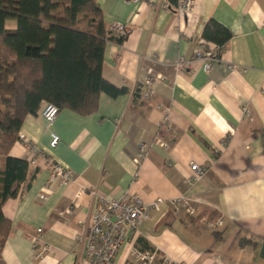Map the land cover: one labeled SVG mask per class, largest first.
Segmentation results:
<instances>
[{"label": "crops", "instance_id": "obj_1", "mask_svg": "<svg viewBox=\"0 0 264 264\" xmlns=\"http://www.w3.org/2000/svg\"><path fill=\"white\" fill-rule=\"evenodd\" d=\"M175 3L98 0L106 29L113 21L129 28L121 42L105 43L101 68L126 92H100L87 114L63 107L51 125L42 116L44 102L24 116L9 155L34 162L27 184L1 208L9 221L3 264H91L79 236L97 195L164 199L136 235L127 229L112 264H134V246L156 250L155 264H264V0H193L188 14ZM209 20L232 36L206 72L195 52L215 45L202 40ZM179 57L188 65L176 68ZM148 67L164 80L143 99ZM165 109L169 127L161 123ZM51 132L59 137L54 146ZM140 141L147 154L137 164ZM50 161L70 168L75 180L47 189ZM192 162L207 167L198 180L189 179ZM181 195L198 200L195 214L169 205ZM218 217L221 225L205 226ZM39 228L48 250L36 258L30 236Z\"/></svg>", "mask_w": 264, "mask_h": 264}, {"label": "trees", "instance_id": "obj_2", "mask_svg": "<svg viewBox=\"0 0 264 264\" xmlns=\"http://www.w3.org/2000/svg\"><path fill=\"white\" fill-rule=\"evenodd\" d=\"M231 36L213 20L202 31L218 54ZM124 38L105 28L98 0H0V251L9 231L2 205L28 182V161L9 155L24 116L42 102L87 114L100 92H126L101 74L105 43Z\"/></svg>", "mask_w": 264, "mask_h": 264}, {"label": "built area", "instance_id": "obj_3", "mask_svg": "<svg viewBox=\"0 0 264 264\" xmlns=\"http://www.w3.org/2000/svg\"><path fill=\"white\" fill-rule=\"evenodd\" d=\"M139 0H127V2H138ZM193 6V0H176L175 10L181 14H188ZM164 7H167L165 4ZM108 31L116 37H125L129 28L125 23L119 21H113L109 24ZM219 47L216 45L200 47L196 50L195 56L203 60V69L209 72L212 68L213 62L218 58ZM188 62L179 57L175 63L176 68L185 67ZM164 80V76L154 71L152 67L146 69V77L140 86L139 94L143 99L150 98L155 90L154 84L156 81ZM245 113H248L246 108L243 109ZM59 109L51 102H44L42 109V116L49 125L52 124ZM168 110L165 109V116L162 120V125L169 127L167 119ZM21 138V135H19ZM59 137L51 132L50 145L54 146ZM156 143L167 147V144L155 139ZM33 154L41 153L40 149L31 148ZM147 154V145L144 141L138 143L137 154L134 161L139 164ZM28 162H34V156H31ZM49 162V161H48ZM191 175L189 179L198 180L207 171V167L199 165L195 162L190 163ZM135 178L138 177V173H134ZM75 180V173L58 161H50V173L46 181L45 187L50 189L53 185H66ZM94 193V191H91ZM42 198L45 195H41ZM162 197H155L150 201H144L137 195L131 197H120V198H106L97 195L95 206L92 213L89 216L86 230L79 236V239L83 242L84 258L91 264H112L113 260L118 252L120 245L123 243L127 229L136 235L139 232V224L150 217V210L157 207V205L163 202ZM169 205L177 211L179 208H185L189 214L196 213V207L198 200L188 195H181L168 200ZM223 219L218 217L215 220H204L206 227L213 229L216 226L221 225ZM34 255L36 258L43 256L48 246L42 243V229H37L36 235L30 236ZM131 255L134 258V264H155L157 259L156 250H143L138 247L131 248ZM164 263L168 262L163 258ZM169 263V262H168Z\"/></svg>", "mask_w": 264, "mask_h": 264}]
</instances>
